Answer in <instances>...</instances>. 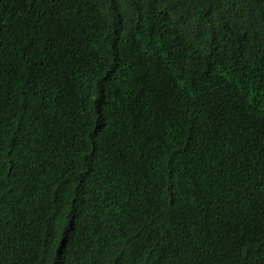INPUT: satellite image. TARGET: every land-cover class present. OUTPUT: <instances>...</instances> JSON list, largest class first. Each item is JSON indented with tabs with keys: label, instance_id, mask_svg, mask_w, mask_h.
<instances>
[{
	"label": "trees",
	"instance_id": "1",
	"mask_svg": "<svg viewBox=\"0 0 264 264\" xmlns=\"http://www.w3.org/2000/svg\"><path fill=\"white\" fill-rule=\"evenodd\" d=\"M0 264H264V0H0Z\"/></svg>",
	"mask_w": 264,
	"mask_h": 264
}]
</instances>
